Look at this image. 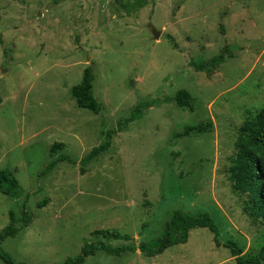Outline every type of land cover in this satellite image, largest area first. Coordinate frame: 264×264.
<instances>
[{"label": "rangeland", "instance_id": "1", "mask_svg": "<svg viewBox=\"0 0 264 264\" xmlns=\"http://www.w3.org/2000/svg\"><path fill=\"white\" fill-rule=\"evenodd\" d=\"M227 45L236 58L213 74L189 67ZM89 66L99 115L71 96ZM180 89L194 95L195 112L175 103L144 110L81 174L80 161L103 144L104 131L140 102ZM0 97V169L15 172L29 195L19 206L33 217L1 245L15 261L62 264L101 241L97 230L132 238L109 242L115 247L137 246L158 237L177 210L209 213L221 242H238L244 256L264 245V227L229 173L242 127L264 107V0H0ZM201 123L210 124L203 134L181 136ZM55 143L76 164L41 175ZM17 203L0 193V230L12 210L20 215ZM84 264L236 262L208 229H195L186 244L154 258L99 252Z\"/></svg>", "mask_w": 264, "mask_h": 264}, {"label": "trees", "instance_id": "2", "mask_svg": "<svg viewBox=\"0 0 264 264\" xmlns=\"http://www.w3.org/2000/svg\"><path fill=\"white\" fill-rule=\"evenodd\" d=\"M235 50V46L227 45L220 54L211 58L210 61H190L189 67L197 72H205L211 75L221 65L236 58ZM94 81V69L89 66L83 72L82 81L71 89V96L80 108L99 115L103 111L104 106L94 94ZM1 102L0 97V104ZM160 103H175L177 107L193 113L195 112L196 99L189 90L180 89L164 100L140 102L132 110L128 118L120 120L115 129H109L102 133L105 140L103 144L93 147L80 161L81 174H86L88 166L111 148L115 135L125 130L130 123L140 119L144 114V110ZM206 127L209 128L210 124L201 123L187 126L181 136L203 134ZM64 149V143H55L50 147L49 157L51 159L54 158V160L43 168L41 175H46L53 171L62 162L76 164L69 155L63 153ZM229 173L234 189L247 197L245 210L248 215L264 227V107L252 120L242 127L241 135L237 141V154ZM0 193L15 199L18 202V206L19 201L24 196H29L20 185L15 172L9 168L0 169ZM46 204L47 201L45 200L40 202L38 206L42 208ZM19 208L21 209L20 215L12 210L9 214V224L0 230V260L4 264H28L15 261L1 247L3 242L16 237L23 228H27L32 222V214L24 208V205L19 206ZM195 229H208L213 234L216 246H224L230 250V254L235 259L236 264H264V245L258 252L244 256L243 248L238 242L234 240H228L225 243L221 242L219 228L209 213H201L196 216L185 213L182 210H177L173 213L171 218L165 223L163 232L158 237L141 242L137 246L122 244L115 247L109 242H129L132 238L115 230H97L92 235L102 238L101 241L96 243L86 242L78 255L67 258L62 264H84L87 258L95 256L99 252L117 257L122 256L124 253L139 252L147 258H154L174 246L186 244L189 240L190 232Z\"/></svg>", "mask_w": 264, "mask_h": 264}, {"label": "water", "instance_id": "3", "mask_svg": "<svg viewBox=\"0 0 264 264\" xmlns=\"http://www.w3.org/2000/svg\"><path fill=\"white\" fill-rule=\"evenodd\" d=\"M152 33L156 39H158L161 35V33L157 31L155 28H152Z\"/></svg>", "mask_w": 264, "mask_h": 264}]
</instances>
